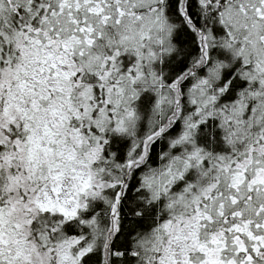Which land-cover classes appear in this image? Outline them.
I'll list each match as a JSON object with an SVG mask.
<instances>
[{"label": "snow or ice", "instance_id": "6c2138e0", "mask_svg": "<svg viewBox=\"0 0 264 264\" xmlns=\"http://www.w3.org/2000/svg\"><path fill=\"white\" fill-rule=\"evenodd\" d=\"M0 264H264V0H0Z\"/></svg>", "mask_w": 264, "mask_h": 264}]
</instances>
